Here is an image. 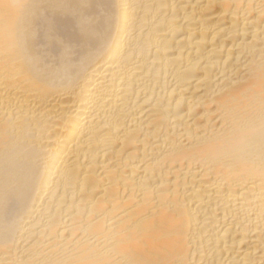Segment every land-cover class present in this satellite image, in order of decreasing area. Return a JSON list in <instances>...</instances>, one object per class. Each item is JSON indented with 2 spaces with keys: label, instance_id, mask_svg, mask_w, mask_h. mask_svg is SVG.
Instances as JSON below:
<instances>
[{
  "label": "bare ground",
  "instance_id": "bare-ground-1",
  "mask_svg": "<svg viewBox=\"0 0 264 264\" xmlns=\"http://www.w3.org/2000/svg\"><path fill=\"white\" fill-rule=\"evenodd\" d=\"M0 264H264V0H0Z\"/></svg>",
  "mask_w": 264,
  "mask_h": 264
}]
</instances>
